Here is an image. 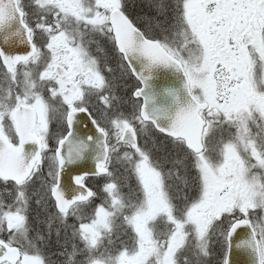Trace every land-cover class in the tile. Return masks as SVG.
Returning a JSON list of instances; mask_svg holds the SVG:
<instances>
[{"label": "rangeland", "instance_id": "obj_1", "mask_svg": "<svg viewBox=\"0 0 264 264\" xmlns=\"http://www.w3.org/2000/svg\"><path fill=\"white\" fill-rule=\"evenodd\" d=\"M49 1L51 0H39V3ZM56 1L63 5L62 8H67L66 13H73L80 19H85L86 14L93 11V21H90L91 19L89 21L97 27L102 26L107 19V15L104 14L95 16L96 6L86 0H52L53 3ZM182 1L184 3L182 7H175L172 11L173 16L168 17L174 24L171 25L170 21L163 23L164 27L174 28L173 34L162 40L170 51L184 61L192 85L203 101L210 103L213 99H219L227 105V108L219 106L222 113L220 122H217L218 118L215 120L214 131L235 133L232 140L223 143L221 149L220 146L216 148L215 164L209 155L204 153L197 155L193 179L188 176L187 182L180 180L178 185L177 182L170 183L174 185L170 190L167 189V177L162 172L161 163L149 164L152 157L149 156L148 149L143 152L141 148L134 147L132 151L136 157L134 160L124 158L122 153L115 152L117 157L120 156L113 159L115 165L124 167L123 159L126 160L131 168L130 177L133 180L137 179L134 188L139 199L130 211L129 222H132L133 240L129 230L123 232L121 236H113L115 224L112 222L117 209L111 206L112 209L109 210L101 205L99 202L101 196L82 208L83 213L80 210L78 212L76 208L65 217L53 211L50 190L57 175V161L54 150L52 151L46 143L51 136L58 133L45 131L48 125L52 126L58 122L48 115L47 97L32 89L30 82L34 80L43 91L45 89L48 91L44 69L29 72L21 70L18 76L11 77L10 81L6 77H0V97L3 100L0 102L1 115L11 117L17 108V101L35 107L39 135L46 150L43 162L36 168L30 182L22 186L4 184L6 196L0 201V235H5L12 243H19L24 249L18 264H44L39 244L44 245L49 237L57 234L58 231L52 227L57 218L73 219V223L78 227L79 246L75 244V248L82 254L78 256L80 264H208L206 258L209 255L213 264H216L219 260L214 259L213 255L219 249L221 232L218 231L220 227L213 230L216 224L211 225L212 221L208 219L211 217L210 214H216L212 212L214 195L223 187L228 193L224 209L227 206L230 215L236 213L238 216L245 215L254 219L253 222L263 240L264 192L257 179L250 177L245 168L248 162L254 161L252 157L255 158L257 165H264V156L257 151L256 146L259 142L253 134L264 133V0ZM96 3L98 4V0ZM132 3V0H103L101 7L106 11L117 6L127 8L130 6L131 9ZM159 6L157 3L156 10L160 13ZM137 18L139 19L138 16ZM140 20L138 21L141 23ZM160 24L156 23L155 26L163 28L159 26ZM143 25L146 28L145 23ZM256 30L263 41L261 47L254 36ZM99 32L100 28L96 34ZM64 34L66 37L62 39H65V42L63 40L59 42L74 46L68 55H74L70 56V62L74 67L72 75L75 77L74 81H79V85L71 87H66L65 84L54 85L49 92L52 94L51 98H58L54 105L60 113L62 110L66 113L65 107L84 104L85 101L81 97L89 94L88 104L93 107L97 105L95 110L108 117L113 113V105L118 106L119 99L122 104H126L125 100L122 101V96L125 90L128 95L130 84L127 85L124 72L120 69L117 72L115 69H108L106 73L102 71L101 76L96 61L88 57L81 44L78 45V39L72 37L73 31L69 30ZM50 67L51 62H48L46 70ZM90 72L95 76V80L90 79ZM244 78L250 83L251 88L243 87L241 83ZM111 79L116 85L117 83L118 86L121 85L120 94H113L111 88L106 89V83ZM131 84L134 86L132 80ZM231 86H240L244 91L243 97L237 103H228L226 100ZM114 95L116 103L112 97L110 98ZM74 102L76 103L73 104ZM216 107V105L211 107V111H206L204 116H210ZM134 124L140 133H150L149 127L139 120L136 119ZM130 125L133 126L128 120H118L111 131L121 138L124 130ZM261 148L264 152V145H261ZM193 174L198 178L195 179ZM169 175L172 177L171 173ZM116 187V184L107 187L104 189V195L116 197L117 200L119 192ZM175 189L178 192V199H181V205L176 207L177 214L171 200V196L176 195ZM251 213L253 214L250 215ZM216 219L213 221H218ZM32 224L36 225V228ZM125 236L128 240L122 242V249L113 244V239L119 240ZM24 239L26 241L23 243ZM103 241L114 245V253L117 254L113 258L103 257ZM215 245L218 247L215 248Z\"/></svg>", "mask_w": 264, "mask_h": 264}, {"label": "water", "instance_id": "obj_2", "mask_svg": "<svg viewBox=\"0 0 264 264\" xmlns=\"http://www.w3.org/2000/svg\"><path fill=\"white\" fill-rule=\"evenodd\" d=\"M116 45L141 88L134 92L142 100L140 116L155 129L174 139H182L195 153L203 150L205 121L200 111L207 105L199 102L190 90L182 63L155 40L144 34L120 10L110 14ZM36 48L30 29L23 21L17 0H0V59L12 74L20 63L27 62ZM19 144L10 142L0 127V179L15 184L25 182L42 160V144L32 133L34 111L20 106L14 113ZM69 132L56 149L58 172L51 196L58 212L67 213L76 203L89 200L93 192L84 183L87 177L108 173L107 137L87 110L68 114ZM125 143L136 145L132 128L125 130ZM225 264H261L255 231L248 220H239L229 229ZM19 247L0 240V264H17Z\"/></svg>", "mask_w": 264, "mask_h": 264}, {"label": "trees", "instance_id": "obj_3", "mask_svg": "<svg viewBox=\"0 0 264 264\" xmlns=\"http://www.w3.org/2000/svg\"><path fill=\"white\" fill-rule=\"evenodd\" d=\"M132 1L133 3L131 5V9L127 8L126 6H123L124 10L138 27L144 29L145 34L148 37H153L155 39L161 37L162 39V35L160 34L164 33L169 36L173 34L174 28L172 26H169V28L164 27L163 23L170 21L169 23H171V25L174 24L172 20H170L168 17L173 16L172 11L175 7L176 8L182 7V5L184 4L182 0H132ZM157 3L160 5L159 6L160 13L157 12L156 10ZM163 9H165L164 11L167 12L165 13ZM137 16L139 17V19L142 18L141 19L142 21L140 20L141 23L138 21L139 19L137 18ZM143 22L149 24L148 26L152 29V31L155 34H149L148 32H146V28L143 25ZM156 23L158 24L161 23L159 26H163V28H157L155 26ZM126 73L128 74V72ZM5 77L8 78L9 81L11 80V78L7 73H5ZM5 85H7V82H5ZM112 88L114 89L116 94L117 93L120 94L119 89H121V85L118 86V83L117 85L116 84L114 85L113 83ZM115 88H117L118 92L116 91ZM111 97L113 98V101L116 99L115 95L114 97L110 96V98ZM125 98H130L129 93L127 95L124 92L122 96V101L125 100ZM63 134L65 133L56 134V138L58 139ZM108 134H109V145L111 146V150H112L111 151L112 159H115V157L116 158L120 157V156L117 157L116 154H114L115 152L118 154L122 153L124 158L127 157L131 160L136 159V157H134V154L132 153L133 150L129 147H126L125 144L121 142V140L119 139V135H117L116 133H108ZM137 135L139 136V140H140L139 147H141L142 149L145 148L146 151L147 149L150 151L152 160L154 161L153 165H157L159 162L161 163L160 166L163 168L162 172L167 177L166 185L168 190L172 188L171 186H174L173 184L170 185V183L177 182L176 184L178 185V182H180V180L182 181L184 180V182H187L188 176L191 177V179H193L192 173L196 171L194 155L185 147L183 142L174 141L170 138L164 137L160 133H137ZM51 150L53 151L54 148H51ZM123 162L125 163V166L118 167L115 165V161L111 160L109 165L110 173L108 175L99 178L89 179L87 181L88 185H90L94 189V197L87 204L77 205V209L78 212L80 210L81 213H83L82 208L87 207L88 204H90L92 201L97 200L99 196H101L102 199H99L101 205H103L105 208L109 210L112 209L111 206H114L117 209L116 215L114 216L115 218L113 219L112 222V224H115L113 236H117V235L121 236L123 232L126 233L129 230L131 239L133 240L134 231L132 229V222H129V219H130V211L135 206L136 200L139 199L138 193L135 192L136 188H134L137 179L133 180L130 177L129 172L131 168L127 165L128 162L126 160L123 159ZM169 173H171L172 177H169L170 176ZM193 175L195 179L198 178V176H195L196 174ZM4 184L11 185L12 183H4L0 180V201L3 200L2 197L6 196V193H4ZM112 184L117 185L116 188L117 191L119 192V194L117 195V200H115L116 197H108L107 195L106 196L104 195V189L111 186ZM8 189L9 188H7V190ZM175 194H176L175 196H171V200H173L174 207L176 209V207L181 205V199H178L177 189H175ZM123 209L124 211H122ZM53 211L57 214L54 208ZM177 213L178 212L176 209V214ZM34 227L36 228V225H34ZM52 227L54 230L58 231L57 234H54L51 237H49V240L47 239L44 245L39 244V251L42 254L44 264H67V262H69V264H80V260H78V256H81L82 254L75 248V244L79 246L78 237H77L78 227L73 223V219L60 220L59 218H57L56 222L53 224ZM65 233L67 235L66 237H65ZM1 238L7 242H11L10 239L5 235H1ZM127 240L128 237L125 236L122 239L119 240L113 239L112 241L115 246H117L119 249H122L121 246L122 242ZM25 241L26 239H24L23 243ZM15 244H19V243H15ZM114 245L103 241L102 255L104 258H113L117 254L114 253ZM83 253L86 254L85 250H83Z\"/></svg>", "mask_w": 264, "mask_h": 264}, {"label": "flooded vegetation", "instance_id": "obj_4", "mask_svg": "<svg viewBox=\"0 0 264 264\" xmlns=\"http://www.w3.org/2000/svg\"><path fill=\"white\" fill-rule=\"evenodd\" d=\"M102 1L103 0H98V5L100 6L101 14L108 16V12H106V10L103 7H101ZM55 4H56L57 8H59V6H61L60 5L61 3L59 1H56ZM55 10L53 9L51 16L48 17L47 19L43 18V17H35L34 20L31 22V24L33 25V27L31 26L32 37H34V39H37L40 42H46L45 46L47 47L48 51L44 54L43 58H39L40 49H38V52H37L38 54H36V56H34L26 64L20 65L19 67H23L22 69L25 70V72H29L32 70L33 71L37 70L39 65L42 63L47 64L48 62H51L50 69L45 71V76H47L46 77L47 81H45V85L47 87H53L54 85H60V84H63V85L65 84L66 87L77 86V85H79V83H78L79 81L78 82H77V80L74 81L75 77H74V75H72L74 67H73V63L70 62V56L73 57L74 55H70V56L68 55L69 50L71 48H73L74 46L70 43L63 44V43L59 42V41L63 40L62 38L66 37V34H64V33L68 32L71 29L68 27L69 23L66 24V22H67L66 20H63L62 23L58 22V19L55 17V16H57ZM40 14L41 13L39 12L37 15L39 16ZM34 16H36V15L32 14V17H34ZM49 23H51V24H49ZM102 26H103V29L110 30L109 31V35H110L111 28L109 25L108 17H107L106 21L102 23ZM81 30H82V27H78V29L74 28V30H73L74 36L69 35V36H72L73 38L75 37L76 39H78V41H79L78 45H79V43L81 44L80 39H83V37H84L82 34H80ZM52 32H54L55 34L51 35ZM63 41L65 42V39ZM113 43H115V42L111 41V45H110L109 51H108L109 53L107 52V49H106L105 53L102 56H100V63L99 64L102 67L103 65H108V63H110L111 67L116 70L118 68V62H119L118 57L119 56H118V53L116 54L114 51V47H116V46L113 47L112 46ZM39 47H40V43H39ZM49 54L52 55V59L50 58L51 60L48 59ZM53 60H54V62H53ZM103 60H105V61H103ZM89 75H90L91 80H95V76L91 72ZM30 82L32 85V89H35L36 92H39L40 94L42 92L43 93L46 92V91H43L40 87H38L34 83V80H31ZM46 93L49 96L52 95V94H49L48 92H46ZM228 95H229V98H226L228 103H237L238 101L241 100V98H242L241 96L244 95V91L242 90V88L240 86H234V87L231 86V88L228 92ZM47 99H48L47 106L49 108L48 115L52 120H54L58 123H55L52 126L48 125L45 133H67L68 132V126L66 123L67 112L72 110V109L87 108V107H73V106L70 107V106H67L65 108L63 107L67 112L64 113V111L62 110V112L60 113L59 109L52 103L51 99L50 98H47ZM0 100H1V98H0ZM2 101L3 100H1L0 102H2ZM212 101H211L212 104L216 105L217 107L214 110H212V113L210 114V121H209V127L210 128L208 130V133H206V137H207V141L209 139L207 155H209V158L212 161V163L215 164L216 163V156H215L216 155V148L218 146H220V149H221L223 143L230 142L235 133H215V131H214L215 120L218 118L217 122H220V117H221V113H222V109L219 108V106H224L227 108V105L224 102L220 101L219 99L218 100L213 99ZM16 104H17V106L19 104L31 106L37 114L36 108L33 107L32 105H29L28 103H22L21 101H17ZM94 106L98 107L97 105H94ZM95 107H91L90 109L89 108H87V109L90 110L91 113L92 112L95 113L97 116L107 117L106 115H103V114L99 113L97 110H95ZM96 109L99 110V108H96ZM114 110H115V105H114L113 111ZM210 111H211V109H210ZM12 115H13V113H12ZM12 115H10L11 117H3L0 113V123L2 125L3 130L6 133H16L15 132V125H14V122L12 119ZM38 127H39V125H38V114H37V121H36L35 129H34V133H36L38 135V137L43 141L42 137L39 135L40 132H39ZM253 134L255 135L256 140H258V142H259V145L256 146L257 151L262 153L264 156V152L262 151V148H261V145H264V133H253ZM55 138H56V135L51 136L46 144H48L51 148H53L57 144V142H55ZM43 143H44V141H43ZM257 151H256V153H257ZM237 155H238V153H237ZM252 159L254 161L248 162L246 164V168H245L246 172L250 177H252V178L254 177L257 179V180L254 179V181L255 180L258 181V185L259 186L261 185V188L264 192V165L259 166L256 164L255 158L252 157ZM226 174H230V173H226ZM195 190L197 192V189H195ZM227 195H228V193H227L225 187L220 189L217 195H214L215 198H214V203L212 204V212L216 213L217 215L216 214H210L211 217H209V219H208L210 222L212 221L211 225L216 224L215 227H220L224 231H225V229H227L225 236L223 237L221 235L220 240H219L220 241L219 249L213 255L214 259L219 260V262H217L216 264H225L226 258H227V253H228V242H227L228 230L234 222H236L237 220H241V219H246V220L249 219L250 220L252 227L254 228V230L256 232V236L258 238V241H259L260 251H261V261H262V264H264V242H263L264 237L262 240L261 233L259 232L256 224L253 222L254 219H251L250 217L245 218V215L238 216V214H236V213H233L230 215V212L227 211L228 210L227 206L224 209L225 198L227 197ZM86 203H88V202H86ZM86 203H83V204H86ZM76 208H77V205L74 206V208L72 210H74ZM252 214L253 213H251L250 215H252ZM215 218H217L216 220H218V221H216V222L213 221ZM252 218H253V216H252ZM220 221H222L221 225H220ZM216 247H218V246L215 245V248ZM206 259L208 261V264H213V261L211 260L210 255Z\"/></svg>", "mask_w": 264, "mask_h": 264}, {"label": "bare ground", "instance_id": "obj_5", "mask_svg": "<svg viewBox=\"0 0 264 264\" xmlns=\"http://www.w3.org/2000/svg\"><path fill=\"white\" fill-rule=\"evenodd\" d=\"M129 8H130V6H129ZM140 20V19H139ZM144 23V22H143ZM147 24V23H146ZM149 25V24H148ZM117 92H118V90H117Z\"/></svg>", "mask_w": 264, "mask_h": 264}]
</instances>
